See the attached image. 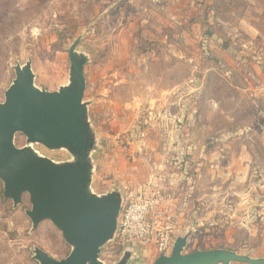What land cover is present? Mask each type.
<instances>
[{"label": "rangeland", "instance_id": "obj_1", "mask_svg": "<svg viewBox=\"0 0 264 264\" xmlns=\"http://www.w3.org/2000/svg\"><path fill=\"white\" fill-rule=\"evenodd\" d=\"M73 47L92 136L88 194H118V222L145 187L175 206L166 251L114 238L99 262L154 264L183 237V254L264 260V0H0V103L28 64L37 90L71 88ZM15 145L78 163L22 134ZM4 192L0 180V264H39L37 249L66 259L62 232L34 229L30 196L16 206Z\"/></svg>", "mask_w": 264, "mask_h": 264}, {"label": "water", "instance_id": "obj_2", "mask_svg": "<svg viewBox=\"0 0 264 264\" xmlns=\"http://www.w3.org/2000/svg\"><path fill=\"white\" fill-rule=\"evenodd\" d=\"M70 52L73 85L60 92H46L34 87L31 65L16 68V78L0 103V180L4 196L18 206L25 194L32 210L27 214L36 230L51 222L71 246L68 258L56 260L43 250L35 251L39 264H101L102 247L115 237L121 199L118 194L100 199L90 196L88 153L92 136L86 124L83 99L86 79L83 62ZM17 134L29 144L49 149L66 148L78 163L56 165L34 156L30 149L15 146ZM187 238H179L170 256H161L154 264H264L227 250L183 254ZM126 259L120 264H126Z\"/></svg>", "mask_w": 264, "mask_h": 264}, {"label": "built area", "instance_id": "obj_3", "mask_svg": "<svg viewBox=\"0 0 264 264\" xmlns=\"http://www.w3.org/2000/svg\"><path fill=\"white\" fill-rule=\"evenodd\" d=\"M174 203L150 188L140 189L135 198L123 204L115 240L119 244L146 245L155 243L162 252L170 245L168 221Z\"/></svg>", "mask_w": 264, "mask_h": 264}, {"label": "crops", "instance_id": "obj_4", "mask_svg": "<svg viewBox=\"0 0 264 264\" xmlns=\"http://www.w3.org/2000/svg\"><path fill=\"white\" fill-rule=\"evenodd\" d=\"M156 192V191H155ZM159 193V192H158ZM182 209V208H181ZM181 209H179V210H181ZM175 215L177 216V215H179L177 212L175 213ZM184 214H182V216H183ZM245 220V219H244Z\"/></svg>", "mask_w": 264, "mask_h": 264}, {"label": "trees", "instance_id": "obj_5", "mask_svg": "<svg viewBox=\"0 0 264 264\" xmlns=\"http://www.w3.org/2000/svg\"><path fill=\"white\" fill-rule=\"evenodd\" d=\"M16 146V145H15ZM38 229V228H37ZM66 242V241H65ZM67 243V242H66ZM68 246H70L68 243H67ZM71 247V246H70ZM70 255V254H69ZM69 255L67 256V258L69 257Z\"/></svg>", "mask_w": 264, "mask_h": 264}]
</instances>
